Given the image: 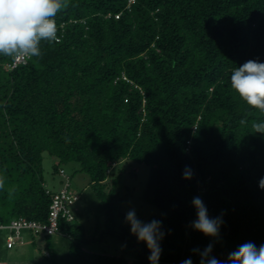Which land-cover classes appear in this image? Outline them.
Segmentation results:
<instances>
[{
	"label": "trees",
	"instance_id": "trees-1",
	"mask_svg": "<svg viewBox=\"0 0 264 264\" xmlns=\"http://www.w3.org/2000/svg\"><path fill=\"white\" fill-rule=\"evenodd\" d=\"M68 5L55 17L60 42H42L41 57L12 69L0 55V223H47L56 194L44 176L47 153L91 178L106 216L99 239L122 241L128 256L84 250L90 241L76 218L60 225L75 264H149L146 244L117 222L119 177L108 179L124 160L150 167L142 198L160 211L148 220L165 232L159 264H199L192 249L209 243L219 259L264 244V135L251 129L261 117L230 87L235 67L264 63V0ZM194 197L209 217L223 214L219 238L191 227Z\"/></svg>",
	"mask_w": 264,
	"mask_h": 264
},
{
	"label": "clouds",
	"instance_id": "clouds-1",
	"mask_svg": "<svg viewBox=\"0 0 264 264\" xmlns=\"http://www.w3.org/2000/svg\"><path fill=\"white\" fill-rule=\"evenodd\" d=\"M68 0H0V55L21 61L42 56L41 43H59L58 28L55 17L58 12L68 7ZM230 87L250 109L258 111L260 119L251 121L253 133L264 135V63L250 59L243 65L235 67L230 77ZM250 115L249 113H246ZM241 125H247V118L241 119ZM183 179L189 180L193 172L189 167L183 171ZM5 180L0 177V189ZM264 189V178L259 181ZM192 204L196 209V219L191 227L203 235L219 238L222 215L211 218L200 197H194ZM126 223L138 242H144L150 252L149 264H159L162 248L160 241L165 232L162 222L153 219L143 222L137 218L135 209L126 213ZM199 255V264H264V244L246 242L227 254L226 259L212 255L213 244L209 243L203 250L192 249ZM181 264H193L189 257Z\"/></svg>",
	"mask_w": 264,
	"mask_h": 264
},
{
	"label": "rangeland",
	"instance_id": "rangeland-1",
	"mask_svg": "<svg viewBox=\"0 0 264 264\" xmlns=\"http://www.w3.org/2000/svg\"><path fill=\"white\" fill-rule=\"evenodd\" d=\"M58 164L57 158L45 153L43 166L46 185L50 191L59 193L66 187L69 180L71 188L79 194L80 199L73 210L77 221L83 225L85 235L90 241L85 245L84 250L109 256L125 255L122 241L110 236L99 239L105 229L106 216L105 210L92 188L91 178L78 171L79 164L77 163ZM56 167L59 171L56 170ZM149 172L148 165L127 160L116 164L110 171L109 183L115 177H119L115 199L119 224H128L125 221L126 213L133 208L137 218L143 222H148L152 216L159 214L160 211L157 207L145 202L142 198ZM22 234L26 240L25 246L17 245L14 250L9 251L4 247L8 232H0V263L10 264L11 262L8 260L10 259V261H14V264H53L51 261L53 255H55L57 264L76 263V258L69 252L70 239L67 237L54 235L48 239L44 234H33L27 230ZM19 249L21 254L18 255ZM9 252L11 253L9 254ZM48 253H50V257H47Z\"/></svg>",
	"mask_w": 264,
	"mask_h": 264
},
{
	"label": "built area",
	"instance_id": "built-area-1",
	"mask_svg": "<svg viewBox=\"0 0 264 264\" xmlns=\"http://www.w3.org/2000/svg\"><path fill=\"white\" fill-rule=\"evenodd\" d=\"M134 2L135 0H130V3ZM27 60L14 61L10 67L14 69L20 64H25ZM79 199V194L71 188L68 180L66 187L61 192L53 195L47 223L30 221L24 217L14 219L10 224L0 223V232H8L6 239L7 247L13 248L16 244H23L22 233L25 230L33 234H45L49 236L63 235L60 230V225L62 221L70 223L75 221L76 216L73 207Z\"/></svg>",
	"mask_w": 264,
	"mask_h": 264
},
{
	"label": "crops",
	"instance_id": "crops-1",
	"mask_svg": "<svg viewBox=\"0 0 264 264\" xmlns=\"http://www.w3.org/2000/svg\"><path fill=\"white\" fill-rule=\"evenodd\" d=\"M22 238H23V241H24L23 244L19 243V244H16L13 248H8V247H7V241H6V243L4 244V247H5L7 250L11 251V250H14V249L17 247V245L25 246V244H26V240H25L23 234H22ZM10 253H11V252H9V254H10ZM17 253H18V255L21 254V250L19 249V250L17 251ZM8 260H9V262H11L10 264H14V261L12 262V261H10V259H8ZM129 263H130V261L127 262V264H129ZM0 264H2V263H0ZM3 264H4V263H3Z\"/></svg>",
	"mask_w": 264,
	"mask_h": 264
}]
</instances>
